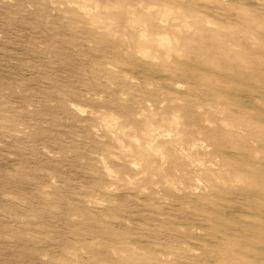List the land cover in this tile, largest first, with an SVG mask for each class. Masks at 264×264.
<instances>
[{
  "label": "rangeland",
  "instance_id": "rangeland-1",
  "mask_svg": "<svg viewBox=\"0 0 264 264\" xmlns=\"http://www.w3.org/2000/svg\"><path fill=\"white\" fill-rule=\"evenodd\" d=\"M0 264H264V0H0Z\"/></svg>",
  "mask_w": 264,
  "mask_h": 264
}]
</instances>
